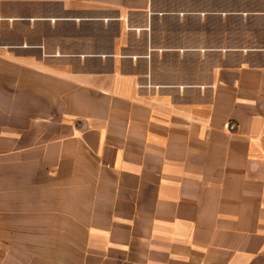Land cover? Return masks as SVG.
Here are the masks:
<instances>
[{
  "label": "crops",
  "instance_id": "0c3cea01",
  "mask_svg": "<svg viewBox=\"0 0 264 264\" xmlns=\"http://www.w3.org/2000/svg\"><path fill=\"white\" fill-rule=\"evenodd\" d=\"M0 264H264V0H0Z\"/></svg>",
  "mask_w": 264,
  "mask_h": 264
},
{
  "label": "rangeland",
  "instance_id": "374dc122",
  "mask_svg": "<svg viewBox=\"0 0 264 264\" xmlns=\"http://www.w3.org/2000/svg\"><path fill=\"white\" fill-rule=\"evenodd\" d=\"M24 31H25L24 29L21 31H18L17 34H22V36H24V34H25ZM9 32H11V31L6 29L5 27H2L1 33H2V36L4 37L6 43L14 42V39H13L14 36H12V33H9ZM14 34H16V33H14Z\"/></svg>",
  "mask_w": 264,
  "mask_h": 264
}]
</instances>
